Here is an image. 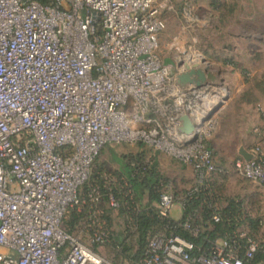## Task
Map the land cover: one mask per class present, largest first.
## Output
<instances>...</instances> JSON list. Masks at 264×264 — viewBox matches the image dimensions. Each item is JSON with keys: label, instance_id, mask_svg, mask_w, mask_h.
I'll list each match as a JSON object with an SVG mask.
<instances>
[{"label": "built area", "instance_id": "obj_1", "mask_svg": "<svg viewBox=\"0 0 264 264\" xmlns=\"http://www.w3.org/2000/svg\"><path fill=\"white\" fill-rule=\"evenodd\" d=\"M172 1L0 0V264H115L96 250L107 239L100 210L87 225L89 244L62 221L83 203L79 191L101 148L122 143L145 144L195 173L191 187L160 193L158 216L171 222L149 238L141 264H247L264 250L238 233L196 251L175 233L200 232L189 216L171 219L172 207L177 203L183 213L190 199L207 192L209 175L226 168L206 141L216 126L207 116L217 106L212 83L176 82L184 70L178 60L203 65L204 57L194 52L165 61L157 51L162 11ZM259 111L252 158L239 155L232 166L264 189V108ZM185 114L191 133L181 130ZM88 197L98 203V188ZM109 204L118 205L112 195ZM211 209L218 222L219 210Z\"/></svg>", "mask_w": 264, "mask_h": 264}, {"label": "rangeland", "instance_id": "obj_2", "mask_svg": "<svg viewBox=\"0 0 264 264\" xmlns=\"http://www.w3.org/2000/svg\"><path fill=\"white\" fill-rule=\"evenodd\" d=\"M162 17L165 27L158 37V53L164 58L200 53L205 59L201 66H208L216 78L210 91L211 97H218L215 105L224 100L213 113L216 126L206 141L214 161L226 169L209 175L210 185L201 195L205 200L202 199L198 210H212L215 204L221 211L233 200L239 206L237 231L264 244V192L257 190L253 182L237 176L232 166L241 147L250 149L257 142L252 130L262 118L259 107L264 108V0H173L163 9ZM149 152L146 150L148 156ZM131 158L135 164L139 157ZM170 162V171L175 174L180 162L177 159ZM176 162L174 168L172 163ZM111 168L105 165L103 175L107 182L112 180ZM162 176L157 193L165 189L164 179H169L164 171ZM145 199L146 192L141 201ZM97 209L100 221L107 226L109 242L96 246V250L114 263L134 264L131 258L138 247V235L131 213L118 205L110 207L106 202ZM69 212L66 220H70ZM86 226L80 221L74 224L72 233L89 244Z\"/></svg>", "mask_w": 264, "mask_h": 264}, {"label": "trees", "instance_id": "obj_3", "mask_svg": "<svg viewBox=\"0 0 264 264\" xmlns=\"http://www.w3.org/2000/svg\"><path fill=\"white\" fill-rule=\"evenodd\" d=\"M129 159L127 166L129 167L126 171V177L121 178V174L113 173L112 180L108 182L105 180L104 175L100 170L90 174L88 181L82 186L84 190L83 203L79 208H73L69 212L70 220L65 218L62 221L63 228L66 232L72 233L74 224L82 221L85 225L90 223V216L100 203L106 202L109 206V196L112 195L117 201L118 206L124 210H128L134 219L136 230H137V250L132 256L131 260L134 264H141L142 259L145 257V251L147 237L152 235L154 232L166 229L167 223L171 222L168 219H162L158 216L155 207L151 206L150 203L153 200H157L160 193L156 192L157 186L160 183V177L153 168H147L139 159H133L135 164ZM95 163V161H94ZM94 165V164H93ZM93 168V167H92ZM142 175V176H141ZM115 177L116 180L113 178ZM114 180V181H113ZM127 183V184H126ZM93 187H97L100 194L101 200L98 203H92L89 200L88 193ZM124 187V190L122 189ZM148 197L145 202H142L144 193ZM138 204V208L135 206ZM202 203V196L198 195L196 198L190 199L185 208L183 209L182 217L178 220L179 222L184 221L188 218L192 223L200 226V232L197 235L191 234L189 231L178 228L175 233L184 237L186 240L192 242L196 251L198 249L206 250L210 245V242L216 237H224L227 240L234 239L233 237L237 234L236 227V214L238 212V204L233 200H230L226 207L220 212V220L214 222L211 220V210L202 209L199 212V205ZM111 207V206H110ZM199 212V213H198ZM99 218V216H97ZM100 220V219H99ZM86 228H88L86 226ZM106 228V241L109 242L108 229ZM89 229V235L92 230ZM168 231V229H167ZM73 234V233H72ZM241 244V251L244 244L243 239H238ZM127 246L123 244V250H126ZM264 259V252H256L254 257L247 264H256L260 260ZM117 264V263H115Z\"/></svg>", "mask_w": 264, "mask_h": 264}, {"label": "crops", "instance_id": "obj_4", "mask_svg": "<svg viewBox=\"0 0 264 264\" xmlns=\"http://www.w3.org/2000/svg\"><path fill=\"white\" fill-rule=\"evenodd\" d=\"M165 61H170L171 58H164ZM249 150L248 148H246ZM146 150H150L151 153L149 152V156L146 154ZM139 157L138 159L144 164L147 168H153L156 173H158L160 177V183L161 184V179L163 178L162 173L164 171L165 175H169V179H164L167 181L164 184V188L162 190H173L174 191H183L189 187H191L194 182H195V173L194 170L191 166L189 165H184L180 164L178 162L172 163L177 164L178 163V169H176V173L174 174V171H170L171 168L169 167L170 161L174 160L171 157L167 156L163 152L156 151L153 148L145 145V144H106L104 145L96 160L93 165L91 175L94 173V170L96 173L97 171L100 170L102 171V174L105 169V165L107 164L111 169L113 170V173L122 175L120 176L121 178L126 177V171L128 170V161L129 159H132L131 157ZM146 155L148 157H146ZM111 161L112 163H110ZM106 162V163H105ZM171 165V166H172ZM175 168V165H173ZM107 169V168H106ZM97 170V171H96ZM254 186H256L257 190L263 191L264 189L262 186L257 185L253 183ZM80 197L82 200L84 199V190H82V187L80 188L79 191ZM89 194V193H88ZM147 195V194H146ZM255 196V194H254ZM147 196L145 201L147 200ZM143 200V199H142ZM156 200H153L150 205L155 207ZM171 219L173 220H178L182 217V210L180 206L176 203L173 205L172 210H171ZM247 231H249L247 229ZM253 230H251L252 232ZM236 233L238 234L239 232L236 229ZM257 235V234H256ZM260 252H264V250H259ZM258 252V251H257ZM264 259L260 260L256 264H263Z\"/></svg>", "mask_w": 264, "mask_h": 264}, {"label": "water", "instance_id": "obj_5", "mask_svg": "<svg viewBox=\"0 0 264 264\" xmlns=\"http://www.w3.org/2000/svg\"><path fill=\"white\" fill-rule=\"evenodd\" d=\"M183 64L184 70L176 75V82L180 86H193L198 87L204 84L205 82L214 83L216 80L212 72L209 71L208 66L202 67L198 63L188 64L178 60V64ZM224 100H221L217 107L209 112L207 116L213 114L216 109L223 103ZM182 122L181 130L185 133H191L194 131V125L191 122L188 115H182L180 118ZM239 155L242 156L245 160L252 158V154L245 148L241 147L239 149Z\"/></svg>", "mask_w": 264, "mask_h": 264}]
</instances>
